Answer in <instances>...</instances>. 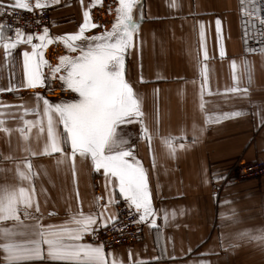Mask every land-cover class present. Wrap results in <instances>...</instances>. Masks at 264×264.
<instances>
[{
    "label": "crops",
    "instance_id": "1",
    "mask_svg": "<svg viewBox=\"0 0 264 264\" xmlns=\"http://www.w3.org/2000/svg\"><path fill=\"white\" fill-rule=\"evenodd\" d=\"M25 2L32 9L49 10L51 37L78 33L88 11L90 22L98 25L84 31L83 36L90 37L111 29L119 0H41L43 8L35 7L36 0ZM0 3L19 8L15 0ZM134 16L139 28L134 46L125 55V78L141 98L151 139L141 135L139 122L119 128L146 170L156 214L149 220L155 219V226L142 221V241L104 248L114 254L106 257L109 264L114 258L123 264H264V241L252 239L264 235V177L228 180L234 163L264 157V53L243 54L237 0H175V6L172 0H140ZM24 51L31 52V45L20 43L7 57L0 47V120L10 130H0V187L34 189L33 207L20 205L19 221H0V228L24 232L15 237L21 242L34 238L37 220L45 226L61 225L77 210L99 213L109 196L114 202L107 212L117 214L122 199L103 171L92 168L90 158L42 154L47 119L43 132L39 125L29 131L24 121L37 116L25 109L39 108L42 115L43 101H37L36 94L53 104L78 97L58 78L47 79L44 86L27 87ZM62 55L75 57L79 52H70L62 40L55 39L43 49L45 60L53 66ZM42 71L49 76L47 66ZM233 112L241 115L224 117ZM216 117H221L219 122ZM53 119L58 117L53 114ZM20 128L25 129L27 139ZM62 129L57 124V131ZM165 141H170L173 150ZM65 148L70 152V146ZM29 149L38 154L32 155ZM26 161L32 165L31 183L17 175L18 166L26 171ZM0 264H7L2 249ZM21 264L62 262L48 259L45 252L43 259Z\"/></svg>",
    "mask_w": 264,
    "mask_h": 264
},
{
    "label": "snow or ice",
    "instance_id": "2",
    "mask_svg": "<svg viewBox=\"0 0 264 264\" xmlns=\"http://www.w3.org/2000/svg\"><path fill=\"white\" fill-rule=\"evenodd\" d=\"M99 2L100 0H94V3ZM139 3L140 0H119L111 29L90 37H84V31L98 25L90 22L88 11L83 14L84 23L78 33L61 37L49 36L47 28H44L43 34H25L22 29L16 28L15 39L11 40L5 36L3 25H0V47L4 49V55L7 57L10 55V50L16 48L18 44L31 45V52L24 51L22 54L27 87L44 86L47 79L58 78L67 89L77 94L78 98L73 101L55 104L36 94L37 101H43L42 115L39 108L25 109L26 112L33 111L37 116L36 120L24 121L29 131L39 125L40 131L43 132L44 119H47V140L42 154L61 153L65 158H75L79 154L83 159L90 158L92 168L97 172L102 170L105 180L112 184L114 190L118 188L119 195L129 209L135 208L138 221L134 222L147 220L155 226V219L149 220V217H154L156 214L151 206L146 170L135 159L128 147V140L120 135L119 128L134 121L139 122L141 135L147 140L151 139L143 120L141 98L125 78V55L134 46V36L139 28L134 16V10ZM14 6L29 11L33 7L25 0H15ZM45 6L41 0H36V8ZM172 6H175V0H172ZM260 23L264 24V17L260 19ZM216 25L219 34V19ZM201 36L203 37V32ZM34 39L39 40L40 43H33ZM54 39L62 40L66 49L70 52L78 51L79 55L75 57L62 55L55 66L49 64L43 56V49ZM81 40L86 43H76ZM223 54L221 52L222 56ZM44 66L49 69L48 77L42 71ZM200 107L203 109V104ZM53 114L58 120L54 121ZM238 115L241 113H225L224 117L233 118ZM220 119L221 117H216L215 122H219ZM57 124L63 126L62 131H57ZM2 125L3 121L0 120V130L10 131ZM18 131L27 139L24 128ZM165 143L170 150H173L170 141ZM65 146H70V152L66 151ZM180 147L183 148L184 145L181 144ZM29 151L31 152L30 149ZM31 154L38 153L31 152ZM58 163H63V160H58ZM24 167L26 171L17 167V175L21 181L31 183L32 165L26 161ZM33 194L34 189L30 191L25 187L18 189L0 187V221H19V206L23 205L25 209L32 208ZM113 202L114 197L109 196L108 203L100 205L99 213L85 214L77 210L61 225L45 226L37 220L32 233L34 238L22 242L17 241L15 237L24 235V232L15 228H0V240L4 241L0 243V249L4 253L5 261L7 264H21L23 261L43 259L46 252L48 259L62 264H109L106 257L114 254L106 253L103 245L85 244L81 241L85 234L94 235L98 227H107L110 222L118 219L117 214L107 212ZM35 211H40L38 204L35 206ZM252 239L264 241V235L254 236ZM129 257H131L130 251ZM112 264H123V262L114 258Z\"/></svg>",
    "mask_w": 264,
    "mask_h": 264
},
{
    "label": "built area",
    "instance_id": "3",
    "mask_svg": "<svg viewBox=\"0 0 264 264\" xmlns=\"http://www.w3.org/2000/svg\"><path fill=\"white\" fill-rule=\"evenodd\" d=\"M240 20V43L244 55L264 53V0H237ZM0 25L8 36L15 35L20 28L25 34H43L51 27V13L48 9L24 10L0 3ZM264 177V157L253 162H236L230 169L228 180L249 181ZM118 219L95 234H85L84 242L103 245L105 249L130 246L143 239V223L138 221L135 208L129 209L123 198L117 205Z\"/></svg>",
    "mask_w": 264,
    "mask_h": 264
}]
</instances>
